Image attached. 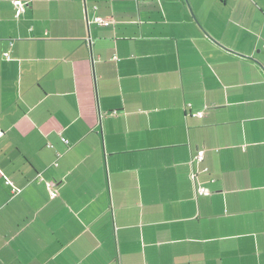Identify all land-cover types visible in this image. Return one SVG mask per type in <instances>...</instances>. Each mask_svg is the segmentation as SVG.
I'll use <instances>...</instances> for the list:
<instances>
[{
    "label": "crops",
    "instance_id": "1",
    "mask_svg": "<svg viewBox=\"0 0 264 264\" xmlns=\"http://www.w3.org/2000/svg\"><path fill=\"white\" fill-rule=\"evenodd\" d=\"M11 1L0 264H264V0Z\"/></svg>",
    "mask_w": 264,
    "mask_h": 264
},
{
    "label": "built area",
    "instance_id": "2",
    "mask_svg": "<svg viewBox=\"0 0 264 264\" xmlns=\"http://www.w3.org/2000/svg\"><path fill=\"white\" fill-rule=\"evenodd\" d=\"M11 4L13 6V8L15 9V16H19L21 14H23L26 10V7L29 5V2H23L22 0H12L11 1ZM93 22L96 23L97 25H101V26H106L108 25V22L105 21V20H102L101 18H94L93 19ZM4 57L6 59H9V55L6 53L4 54ZM202 115V113H193V114H190V116L192 117H200ZM1 133V132H0ZM61 141L64 143V144H67V141L65 138H61ZM196 164H201L203 161H204V157H203V154L202 153H199L195 158H194ZM57 164H55L56 166ZM204 171H207V169H204ZM197 178V173H194L192 174V179L193 180H196ZM6 185H10L12 187V192L14 194L18 193L19 192V189H17L16 187L13 186V184L6 180ZM46 189L50 195V198H56L57 197V191L54 189V187H52V184L50 183H46ZM197 194L198 195H205L207 194V190L202 187L201 185L197 188Z\"/></svg>",
    "mask_w": 264,
    "mask_h": 264
}]
</instances>
